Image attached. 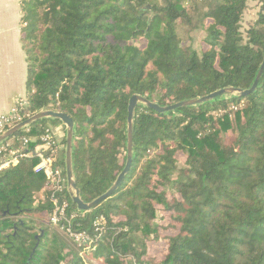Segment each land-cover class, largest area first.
Returning <instances> with one entry per match:
<instances>
[{
	"label": "trees",
	"instance_id": "16d2710c",
	"mask_svg": "<svg viewBox=\"0 0 264 264\" xmlns=\"http://www.w3.org/2000/svg\"><path fill=\"white\" fill-rule=\"evenodd\" d=\"M250 3L264 10V0L21 1V114L51 110L74 121L72 168L85 204L126 168L134 96L165 108L253 87L264 64V11L243 32ZM196 32L205 34L200 51ZM50 126L63 129L67 180L60 120L35 122L0 145V163L22 152L24 138L31 153L0 169V264H264V73L244 97L168 112L139 103L131 169L117 191L83 212L66 181L73 230L93 240L82 245L51 225L46 176L35 171L34 149Z\"/></svg>",
	"mask_w": 264,
	"mask_h": 264
},
{
	"label": "built area",
	"instance_id": "2783aa9c",
	"mask_svg": "<svg viewBox=\"0 0 264 264\" xmlns=\"http://www.w3.org/2000/svg\"><path fill=\"white\" fill-rule=\"evenodd\" d=\"M27 105V99L23 98L17 102L15 108L9 114L0 115V136L28 119L29 115L21 114L22 110H24ZM57 138V133L51 130L47 131V134L42 137L41 145L34 149L35 154L40 160L35 171L46 176V191L50 193L54 205V210L49 218L51 225L59 227L62 232H65L79 245H82L83 243L92 242L93 240L86 233H76L73 230V223L77 219V214L70 212V203L63 198L67 180L59 166L63 146L60 145ZM22 142L24 148L22 152H13L9 160L0 164V169L14 166L19 162L20 158L31 156V153L26 152L30 140L24 138ZM5 148L6 147H1L0 152L5 151ZM104 222V218L101 217L94 224L95 231L98 234L96 241L101 238L102 225Z\"/></svg>",
	"mask_w": 264,
	"mask_h": 264
},
{
	"label": "water",
	"instance_id": "95a60500",
	"mask_svg": "<svg viewBox=\"0 0 264 264\" xmlns=\"http://www.w3.org/2000/svg\"><path fill=\"white\" fill-rule=\"evenodd\" d=\"M264 73V64L261 67V70L259 72V75L253 85V87L248 90V91H243L241 89H236V88H229V89H224L218 92H215L213 94H210L204 98L192 100V101H186L182 102L180 104H177L175 106L171 107H165L162 108L156 104H153L149 100L140 97V96H134L131 99L130 106H129V119H128V134H129V142H128V161L125 170L123 173L119 176L117 179L116 183L112 187V189L105 194L104 196L98 198L94 202L90 204H85L80 197V190L77 188L75 180H74V175H73V168H72V149H73V138H74V121L67 116L66 114L59 113V112H54L51 110H45L40 112L39 114L33 116L30 119L25 120L21 124L13 127L12 129L8 130L5 134L0 136V145L9 141L13 136H15L16 133L20 131H24L27 128H29L31 125H33L35 122H38L43 119H56L60 120L63 124H65L66 129H67V145H66V175H67V185L68 189L70 191V195L72 198L73 203L77 206L78 210L83 211V212H90L94 208H96L102 201L110 197L114 192L117 191V189L121 186L123 183L125 177L129 173L131 169V164L133 160V123H134V110L136 106L141 103L146 105L148 108H152L158 112H168L172 111L178 108L182 107H188V106H195L199 104H204L206 102L212 101L216 99L217 97L224 96V95H231V96H248L252 93H254L259 86V82L263 76Z\"/></svg>",
	"mask_w": 264,
	"mask_h": 264
},
{
	"label": "crops",
	"instance_id": "0c3cea01",
	"mask_svg": "<svg viewBox=\"0 0 264 264\" xmlns=\"http://www.w3.org/2000/svg\"><path fill=\"white\" fill-rule=\"evenodd\" d=\"M21 1L0 0V115L9 114L27 95L28 67L21 41ZM50 129L57 133L60 142L62 127Z\"/></svg>",
	"mask_w": 264,
	"mask_h": 264
},
{
	"label": "rangeland",
	"instance_id": "374dc122",
	"mask_svg": "<svg viewBox=\"0 0 264 264\" xmlns=\"http://www.w3.org/2000/svg\"><path fill=\"white\" fill-rule=\"evenodd\" d=\"M264 11L263 7L261 4H257V3H250L249 4V9L247 11V13L244 15L243 21H242V31L245 32L247 30V28L249 27L250 24H252L257 18L260 12ZM193 38H194V47L196 50L200 51L202 50L203 47V42H204V38H205V34L201 33V32H196L193 34ZM51 127H58V126H50ZM51 130V129H50ZM180 160L183 161L184 158L181 156ZM168 219L165 218V220L163 221V225H167L168 223ZM82 256H84L83 258L85 260L86 256L83 254Z\"/></svg>",
	"mask_w": 264,
	"mask_h": 264
}]
</instances>
